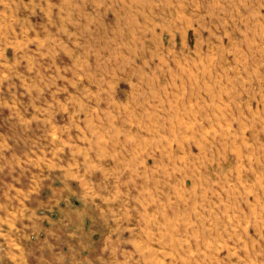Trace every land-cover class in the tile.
I'll return each mask as SVG.
<instances>
[{"label":"rangeland","instance_id":"rangeland-1","mask_svg":"<svg viewBox=\"0 0 264 264\" xmlns=\"http://www.w3.org/2000/svg\"><path fill=\"white\" fill-rule=\"evenodd\" d=\"M8 213L52 264H264V0H0Z\"/></svg>","mask_w":264,"mask_h":264},{"label":"crops","instance_id":"crops-1","mask_svg":"<svg viewBox=\"0 0 264 264\" xmlns=\"http://www.w3.org/2000/svg\"><path fill=\"white\" fill-rule=\"evenodd\" d=\"M10 215L0 217V264H52L51 240L47 232L41 235L42 225L24 232Z\"/></svg>","mask_w":264,"mask_h":264}]
</instances>
